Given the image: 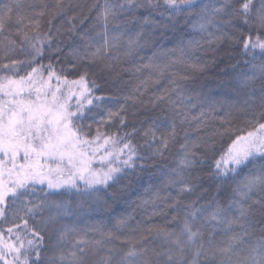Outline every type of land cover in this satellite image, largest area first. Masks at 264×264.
Listing matches in <instances>:
<instances>
[{
  "label": "snow or ice",
  "instance_id": "6c2138e0",
  "mask_svg": "<svg viewBox=\"0 0 264 264\" xmlns=\"http://www.w3.org/2000/svg\"><path fill=\"white\" fill-rule=\"evenodd\" d=\"M21 7L19 0H0V33L14 29L18 37H5L0 44V264H264V86L258 102L255 95L245 101L249 108H259L248 121L252 130L239 129L219 146L187 138L180 144L177 167L165 173L166 186L175 195L163 198L176 212L174 227H149L148 236L116 247L113 242L120 236L112 231L94 229L101 238L89 240L87 233L69 229L62 219L71 206L51 199L65 191L81 202L98 198L129 171L143 169L138 161L164 159L176 142L177 121L187 120L186 109L178 104L190 103L192 97L174 74L150 101L153 107L167 101L170 124L156 117L140 127L130 125L128 105L142 103L147 81L135 84L115 110L107 106L112 97L96 95L98 74L118 77L122 56L131 57L152 41L146 27L174 29L183 16L193 30L207 34L209 44H235L249 57L244 64L251 65V75L242 73L241 81L247 85L264 79V63H253L257 54L264 60V0H103L95 18L100 30L82 32L79 42L67 48L63 18L72 39L76 17L67 15L62 0L54 7L30 5L27 13ZM45 9L51 13L47 30L41 22ZM57 17L61 26L53 23ZM193 43L199 45L181 42L177 49L153 52L147 64L130 70L160 69L158 58L176 52L183 57ZM136 118L133 112L132 120ZM114 122L118 129L111 131ZM209 152L212 178L218 185L232 181L236 186L224 203L217 198L200 203L199 196L186 201L203 188L192 173ZM240 176L244 178L237 182ZM131 221V216L122 217L116 231L139 232L140 222L133 226ZM70 235L80 238L69 241ZM154 242L158 244L150 246Z\"/></svg>",
  "mask_w": 264,
  "mask_h": 264
},
{
  "label": "trees",
  "instance_id": "16d2710c",
  "mask_svg": "<svg viewBox=\"0 0 264 264\" xmlns=\"http://www.w3.org/2000/svg\"><path fill=\"white\" fill-rule=\"evenodd\" d=\"M19 3L22 6L21 11L27 13L30 5L48 4L50 7H54L56 0H19ZM62 3L67 15L76 17V31L72 39H69L72 34L67 32L69 25L66 23V17L63 18L65 22L62 30L65 35L62 39L66 48L74 42L78 43V36L82 32L94 34L100 30L98 26H95V18L99 11L97 5L102 4L103 0H62ZM36 10L41 9L37 7ZM45 11L47 14L41 18V22L43 29L47 30V20L51 18V13L48 9ZM144 15H147V12H144ZM178 20L179 23L174 29L157 30L146 27L145 31L152 35V41L148 46L138 49L133 56H122L116 67L118 77L115 75L109 77L107 74H98L96 77L97 83L101 86L96 95L112 97V101L107 106L114 110L124 102L123 96L127 95L135 84L147 81L146 87L142 90L143 94L139 97L142 103H129L128 105L129 123L130 125L134 123L137 127L141 126L142 121L156 117L167 118L168 123H171V114L166 111L167 101L163 106L157 105L156 107H153L150 101L169 86V79L173 77V74L174 78L185 85L192 99L190 103L186 101L185 105L178 104L179 107L186 109L187 120L183 124L177 121L176 142L170 145L164 159L146 158L143 161H138V164L144 165L143 169L137 167L134 171H129L118 184L109 188L107 193L103 191L98 193V198L81 202L80 197L74 192L67 191L63 195L51 197L57 201H65L71 206L70 214L62 219V223L69 229L74 228L79 233H87L86 239L101 238L99 232L94 229L112 231L115 235L120 236L119 241L113 242L115 246L126 247L123 241L126 239L135 240L141 234L148 236L147 229L149 227H174L172 218L176 212L168 206V202L163 198L167 197L169 193L175 195L174 190L166 186L168 176L165 173L170 174L171 170L177 167L180 144L187 138L190 141L215 142L219 146L228 139L229 135L239 129H244L245 132L252 130V125L248 121L252 119L253 110L258 113L259 108L255 105L249 108L245 101L255 95L258 102L260 89L264 86V79L258 77L247 85L242 84L241 81L244 79L242 73L251 75V65L244 64V61L249 57L242 56L239 47L231 42L209 44L206 33L202 34L193 30L191 24L183 16ZM53 23L56 26H61V18L57 17ZM136 30L139 31V29ZM14 31L12 29L11 33L9 31L0 33V44L5 42V37L18 39L14 35ZM126 38L124 37V39ZM189 41H199V45L193 43L191 47L186 48L183 57L179 52H176L174 56L158 58L156 63L161 65L160 69L145 68L140 73L130 70L137 64H147L148 58L153 56V52L177 49L181 42L187 45ZM120 51L122 53L123 49ZM169 60L175 62L170 63ZM253 63H264V60L257 54ZM193 64L196 67H193ZM181 78L183 79L181 80ZM172 98L176 99L174 95ZM133 112L137 116L134 121L132 120ZM260 122L264 123V120ZM117 129L118 125L114 122L110 130L116 131ZM226 129L230 131L226 132ZM94 130L95 125H93ZM221 134L223 135L221 136ZM135 142L142 144L139 138ZM200 153L203 154V149L200 150ZM141 154L146 157L150 156V153L144 149H141ZM212 165L213 153L209 152L203 156V162L192 173L194 176L200 177L199 182L203 188L197 193L187 196L186 201L194 200L199 196L200 203L211 201L213 198L224 203L230 198L231 190L236 186L235 183L229 181L228 185H218L211 176ZM243 178V176L237 177V182ZM157 194L160 199L157 198ZM124 216L132 217L131 224L133 226L140 222V231L133 233L125 229L117 232L115 225ZM79 238V236L70 235L68 240L74 241ZM217 239H222V236H217ZM156 244L158 242H154L150 246L154 247ZM47 254L51 255L52 253L49 251Z\"/></svg>",
  "mask_w": 264,
  "mask_h": 264
}]
</instances>
